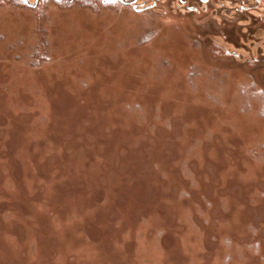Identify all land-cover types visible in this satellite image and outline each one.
Here are the masks:
<instances>
[{
  "label": "rangeland",
  "instance_id": "374dc122",
  "mask_svg": "<svg viewBox=\"0 0 264 264\" xmlns=\"http://www.w3.org/2000/svg\"><path fill=\"white\" fill-rule=\"evenodd\" d=\"M175 14L0 0V264H264V65Z\"/></svg>",
  "mask_w": 264,
  "mask_h": 264
},
{
  "label": "flooded vegetation",
  "instance_id": "af4514ba",
  "mask_svg": "<svg viewBox=\"0 0 264 264\" xmlns=\"http://www.w3.org/2000/svg\"><path fill=\"white\" fill-rule=\"evenodd\" d=\"M21 5L35 7L41 5L45 0H18ZM59 4L72 6L85 5L91 8L102 10L111 9L118 11L128 8L134 16L140 20L147 15H163L168 12L170 16L183 15L192 16L200 20L202 26L211 32L207 36L214 40L211 49L215 52L223 53L225 56L236 57L240 50L254 54L252 58L245 61L259 60L264 65V55L257 56L259 48L264 44V0H51ZM247 25V26H246ZM246 26V27H245ZM245 28V29H244ZM217 32V33H216ZM238 34L236 42L230 44L216 40L226 36L231 37L232 33ZM212 35V36H210ZM224 35V36H222ZM206 36V35H205ZM236 44V48L235 45ZM248 48H243L244 45ZM251 46H249V45ZM231 45L232 47L228 48ZM238 49V50H237ZM245 49V50H244ZM255 50L252 52V50Z\"/></svg>",
  "mask_w": 264,
  "mask_h": 264
},
{
  "label": "bare ground",
  "instance_id": "6f19581e",
  "mask_svg": "<svg viewBox=\"0 0 264 264\" xmlns=\"http://www.w3.org/2000/svg\"><path fill=\"white\" fill-rule=\"evenodd\" d=\"M256 182H258V181H256ZM239 191H240V193H238V194H241L244 197L245 194H246V191H244V189L243 190L242 189L241 190L239 189ZM246 202H248V201L245 199L244 200V203H246ZM244 208H249V206L246 204V205H244ZM263 209H264V205L263 204H257L256 208H254V209L249 208L248 210L255 211L256 214H257V213L262 212ZM258 221H259V218H256V221H254V222H258Z\"/></svg>",
  "mask_w": 264,
  "mask_h": 264
},
{
  "label": "trees",
  "instance_id": "16d2710c",
  "mask_svg": "<svg viewBox=\"0 0 264 264\" xmlns=\"http://www.w3.org/2000/svg\"><path fill=\"white\" fill-rule=\"evenodd\" d=\"M38 7V5L37 6H35L34 8H37Z\"/></svg>",
  "mask_w": 264,
  "mask_h": 264
}]
</instances>
